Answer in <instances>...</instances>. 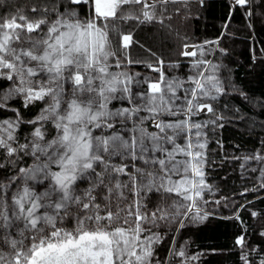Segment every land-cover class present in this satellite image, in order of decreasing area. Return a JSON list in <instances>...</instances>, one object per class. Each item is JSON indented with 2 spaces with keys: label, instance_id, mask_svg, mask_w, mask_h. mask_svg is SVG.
<instances>
[{
  "label": "snow or ice",
  "instance_id": "obj_1",
  "mask_svg": "<svg viewBox=\"0 0 264 264\" xmlns=\"http://www.w3.org/2000/svg\"><path fill=\"white\" fill-rule=\"evenodd\" d=\"M177 2L38 0L30 9L36 13L31 19L19 15L0 20V80L10 82L0 88V110L14 113L0 120V169L24 156L33 158L31 166L0 178V264H164L154 247L161 236L152 228L176 223L178 231L185 219H206L198 203L210 191L204 179L207 143L202 129L224 119L209 102L225 94L217 66L205 74L202 65L211 62L197 60L192 74L181 80L165 76L162 60L149 63L159 77L143 81L147 90L135 95V77L112 70L123 67L118 53L127 64L142 63L128 58L132 33L116 22L163 23L166 6ZM235 3L245 7L249 0ZM25 31L37 36L25 37ZM113 35L119 37L115 48ZM17 100L24 108L45 103L38 115L25 119L12 103ZM124 100L131 107L108 108L112 101ZM205 111L215 119L193 120ZM162 116L182 118L165 121ZM149 119L158 132L143 127ZM128 121L133 124L127 138L120 132L104 134ZM22 125L30 126L28 136L18 135ZM249 160L264 162V154L245 157ZM259 171L264 180V166ZM81 183L89 186L81 189ZM153 193L158 203L148 211ZM171 194L180 199L169 203ZM72 206L79 210L75 215ZM69 216L72 227L65 225ZM236 244L243 248L245 238L238 237ZM173 255L181 264L196 259L184 248L170 250ZM242 258L247 264V257Z\"/></svg>",
  "mask_w": 264,
  "mask_h": 264
},
{
  "label": "trees",
  "instance_id": "obj_2",
  "mask_svg": "<svg viewBox=\"0 0 264 264\" xmlns=\"http://www.w3.org/2000/svg\"><path fill=\"white\" fill-rule=\"evenodd\" d=\"M37 3L38 0H0V20L16 14L31 19L36 13L30 9ZM166 9L160 16L163 23L116 22L122 31L132 33L133 43L128 49V58L142 63L127 64L118 53L123 67L112 70L129 72L136 81H141L139 88L145 91L147 83L143 81L159 77L158 72L147 67L149 63L156 64L162 60L166 77L185 80L192 74L195 61H209L211 64L202 65V68L207 74L212 71L211 65L217 66L216 74L224 84L225 94L216 101H209L224 119L203 129L207 143V173L204 178L215 183V194L202 199L207 201L202 204L206 219L199 222L185 219V226L178 231L176 223L152 228V232L161 236V242L154 245L157 257L164 264H175L178 261L176 256H169L170 250L184 248L188 257L196 259H187L183 264H246L242 256L247 257V264H261L264 260V235L261 234L264 233V187L261 186L264 180L256 178L257 172L252 171L251 165L250 170L245 171L243 161L256 152L264 154V143H261L264 141V0H249L245 7H233L230 0H180L169 3ZM112 38L115 48L119 37L113 35ZM184 45H196V56L183 55ZM109 62L114 63V59ZM8 83L0 80V88ZM12 103L25 119H32L45 102L37 101L27 108L23 107L22 101ZM117 107L131 106L127 100L112 101L108 105L110 110ZM145 114L140 113L141 116ZM13 116L12 112L0 110V120ZM211 119H215L211 113L193 117L196 122ZM128 124L132 125L133 121H128ZM220 124L223 127L217 126ZM119 127L116 123L114 128L106 131H116ZM143 127L149 133L159 131L151 119L146 120ZM29 128L22 125L18 135L28 136ZM128 161V164L133 163ZM248 162L254 165L255 160ZM139 163L135 161L137 166H141ZM32 164L33 158L24 156L15 165H8L7 170L0 169V178ZM120 178L127 180L126 176ZM88 186L87 183L80 184L81 189ZM37 187L42 190V186ZM157 197L158 194H150L151 203L146 202L148 211L158 203ZM178 199L171 194L168 202ZM70 211L75 215L79 210L72 206ZM65 225H74L72 216L66 218ZM145 233L151 235L150 232ZM241 236L245 238L243 248L236 244V239Z\"/></svg>",
  "mask_w": 264,
  "mask_h": 264
},
{
  "label": "rangeland",
  "instance_id": "obj_3",
  "mask_svg": "<svg viewBox=\"0 0 264 264\" xmlns=\"http://www.w3.org/2000/svg\"><path fill=\"white\" fill-rule=\"evenodd\" d=\"M230 3L232 4V5H236L235 3H233V0H230ZM19 15H22V14H16V15H13V17H18ZM12 18V17H11ZM10 19V18H9ZM18 23H22L21 21H17ZM17 31H21V30H17ZM32 34V35H31ZM22 35L23 36H29V33H27L26 31L25 32H22ZM30 35L31 36H33V37H35V36H37V33H30ZM14 46H16V47H19L20 45H14ZM24 47H27V44H25V45H23ZM188 52H196V48L194 49L193 48V50H192V48H190L189 50H188ZM138 84L136 83V80H134L133 81V85H132V91H133V94L135 95V93H137V92H140L141 90H140V88H139V85L137 86ZM186 87V86H185ZM136 88H137V91H134V90H136ZM147 88H148V84L146 85V90H147ZM66 89H67V85H66ZM179 94V93H178ZM131 106V105H130ZM119 108H123V107H117V108H115V110L116 109H119ZM115 110H113V111H115ZM203 113H206V111L205 112H203ZM145 115H147V114H145ZM179 118H182V117H180V116H175V117H169V116H162L161 117V119H163V120H165V121H169V120H179ZM197 122H200V121H197ZM201 123H203L202 121H201ZM119 124V128H117L116 129V131H112V132H120V134L121 135H123V136H129L130 135V133L127 131V129H129V128H131L132 127V125H129L128 124V122H127V124H122V123H118ZM152 125L154 126V122L152 121ZM131 126V127H130ZM100 130L99 129H97V130H95L94 131V134H96V133H98ZM202 131H203V129H202ZM109 132H107V131H105V135H107ZM178 143H184V141H183V139H179L178 141H177ZM170 147V146H169ZM206 151V149H204V152ZM178 159H182L183 157H177ZM114 161L115 162H117V163H119L120 162V158L119 157H115L114 158ZM139 161V160H138ZM124 163H127L128 164V160H126V161H123ZM140 163L139 164H141L142 165V162L141 161H139ZM249 165H251V166H253V169L255 168V169H257V168H261L262 166H264V164L263 165H258V163L255 161L254 162V165L253 164H251L250 162H248V163H246V162H244L243 161V168L245 169V171H249L250 170V166ZM206 168H207V164H205V167H204V172L205 173H207L206 172ZM211 168V167H210ZM248 169V170H247ZM258 170H260V169H258ZM254 172V171H253ZM257 172V174H256V178H258V179H260V180H262L261 179V176H260V172L258 173V171H256ZM255 172V173H256ZM206 175V174H205ZM260 177V178H259ZM121 179V178H120ZM123 179V178H122ZM121 179V180H122ZM174 179H179L178 177H174ZM205 179V178H204ZM123 180H126V179H123ZM259 181V180H258ZM47 183V181H45V184ZM206 183L208 184V186H209V188H210V191L209 190H206L203 194H202V196H211V195H213V194H215V189H214V186H215V183L214 182H211V183H209V181L207 182L206 181ZM264 183V182H263ZM209 191V192H208ZM208 192V193H207ZM180 198V197H179ZM198 203L200 204V207H201V209L203 208L202 207V204L204 203L202 200H199L198 201ZM202 213H204V214H207L206 212H205V210H203L202 209ZM191 221V220H190ZM191 222H194V221H191ZM147 235H149V234H146V233H144V236H147ZM186 260H187V258L183 261V262H186ZM176 261H178V262H176L175 264H181V260H180V258H179V260H178V257H176ZM169 262H171V260L169 261Z\"/></svg>",
  "mask_w": 264,
  "mask_h": 264
},
{
  "label": "bare ground",
  "instance_id": "obj_4",
  "mask_svg": "<svg viewBox=\"0 0 264 264\" xmlns=\"http://www.w3.org/2000/svg\"><path fill=\"white\" fill-rule=\"evenodd\" d=\"M233 3H235V0H233ZM236 4V3H235Z\"/></svg>",
  "mask_w": 264,
  "mask_h": 264
},
{
  "label": "water",
  "instance_id": "obj_5",
  "mask_svg": "<svg viewBox=\"0 0 264 264\" xmlns=\"http://www.w3.org/2000/svg\"><path fill=\"white\" fill-rule=\"evenodd\" d=\"M235 6H236V5H235ZM184 47L187 48L186 45H185ZM185 50H186V49H185Z\"/></svg>",
  "mask_w": 264,
  "mask_h": 264
}]
</instances>
